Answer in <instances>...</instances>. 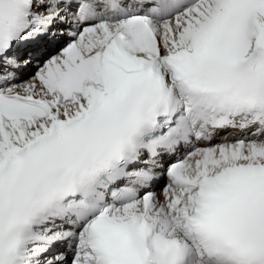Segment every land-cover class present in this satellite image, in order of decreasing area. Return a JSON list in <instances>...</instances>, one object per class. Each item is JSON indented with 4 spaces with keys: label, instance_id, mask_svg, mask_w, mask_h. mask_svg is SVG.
Listing matches in <instances>:
<instances>
[{
    "label": "snow or ice",
    "instance_id": "6c2138e0",
    "mask_svg": "<svg viewBox=\"0 0 264 264\" xmlns=\"http://www.w3.org/2000/svg\"><path fill=\"white\" fill-rule=\"evenodd\" d=\"M56 245L264 264V0H0V264Z\"/></svg>",
    "mask_w": 264,
    "mask_h": 264
},
{
    "label": "rangeland",
    "instance_id": "374dc122",
    "mask_svg": "<svg viewBox=\"0 0 264 264\" xmlns=\"http://www.w3.org/2000/svg\"><path fill=\"white\" fill-rule=\"evenodd\" d=\"M165 182L164 178L160 181L159 185H163V183Z\"/></svg>",
    "mask_w": 264,
    "mask_h": 264
},
{
    "label": "bare ground",
    "instance_id": "6f19581e",
    "mask_svg": "<svg viewBox=\"0 0 264 264\" xmlns=\"http://www.w3.org/2000/svg\"><path fill=\"white\" fill-rule=\"evenodd\" d=\"M161 180H162V178H160V179L158 180L157 185L160 183Z\"/></svg>",
    "mask_w": 264,
    "mask_h": 264
}]
</instances>
